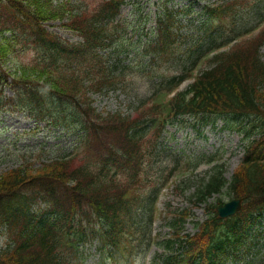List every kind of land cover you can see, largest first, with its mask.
<instances>
[{
    "label": "trees",
    "instance_id": "obj_1",
    "mask_svg": "<svg viewBox=\"0 0 264 264\" xmlns=\"http://www.w3.org/2000/svg\"><path fill=\"white\" fill-rule=\"evenodd\" d=\"M75 2L0 0L4 38L0 55L23 54L14 71L0 65V94L4 85L15 92L6 98L0 95V107L13 103L14 108H27L36 119H44L56 115L50 107L55 102L57 114L80 131L76 130L78 142L65 155L0 174V227L6 223L8 236V245L0 249V264H71L78 256L74 243L95 237L100 254L111 256L119 253L124 234L130 236L129 245L137 241L136 248L149 244L152 237L145 231L152 221L154 195L151 204L144 198L140 204L138 195L149 174L159 169L158 139L164 125L184 115L200 125H213V117L226 116L238 122L236 128L247 140L230 178L222 163L213 162V155L184 159V166L192 168L212 162L201 176L182 178L174 186L182 194L192 188L188 197L194 205L204 204L206 216L195 221L192 234H181L189 208L170 210L173 215L167 224L172 233L157 239L163 252L156 253L152 263L225 264L231 259L235 264L256 223L258 228L264 225V61L259 53L264 43V0H229L206 7L208 19L236 10V3L256 9L257 22L243 33L256 31L225 49L219 48L235 37L222 42L216 39L219 33L210 34L203 49L190 52L179 75L157 79L152 92L138 99L132 115L97 111L89 94L123 82L125 64L110 61L108 53L100 50L117 46V30L122 26L114 17L125 0ZM55 20L81 40L70 41L47 29L45 23ZM157 21V40L145 50L162 58L173 41L172 31L170 21ZM203 55L205 66L192 73ZM185 78L192 80L167 96ZM223 196L241 197V209L219 216L216 205ZM33 202L45 205L32 210ZM117 256L125 261L123 254Z\"/></svg>",
    "mask_w": 264,
    "mask_h": 264
},
{
    "label": "rangeland",
    "instance_id": "obj_2",
    "mask_svg": "<svg viewBox=\"0 0 264 264\" xmlns=\"http://www.w3.org/2000/svg\"><path fill=\"white\" fill-rule=\"evenodd\" d=\"M71 1L76 4L77 0ZM226 1L229 0H126L120 7V13L115 20L122 26L117 30L119 34L116 41L117 46L113 44L115 46L113 50L110 48L103 50H108L110 61L130 63V66L125 69L123 82L118 83L116 87L98 92L90 91L92 104L102 113L120 111L132 115L138 99L149 95L152 87L161 77H172L182 72L183 65H188L190 52L196 50L195 47L199 45L196 43H201V39L208 40L210 34L221 30L217 41H224L227 37L243 33V29L255 23L257 10L239 3L233 5L236 10H227L222 14V18L208 19L210 21L208 22L204 7L223 5ZM163 17L166 21H170L173 41L165 47L168 51L165 56L157 58L153 52L145 51V47L155 41L157 20ZM45 25L47 29L63 38L73 41L80 38L76 33L62 26L60 20L49 21ZM5 34L10 36L8 32ZM2 41L4 38L0 34V44ZM259 53L264 60V43ZM22 56V53L16 52L0 55V65L8 71H14ZM204 60L205 57L200 58L197 70L205 66ZM189 81H184L181 86H185ZM4 86L0 95L3 98L14 96L15 92L12 87ZM48 102L50 104L49 99ZM50 105L57 114V104ZM15 106L10 103L0 107V174L17 166L37 167L71 150L76 141V134L71 132L73 128L68 120L65 121L60 114L45 116L43 120H37L29 109L20 106L14 108ZM192 120V116L185 115L183 119L167 123L158 139L161 151L158 154L159 169L157 173H150L154 179L155 189L157 190V186L165 181V175L173 177L172 179L166 177V187L162 191L160 189L156 195L157 207H155L151 230L152 234L156 233L157 236H167L171 232L165 223L170 215L168 208H190L189 210L192 211L184 220L182 233H193L196 230L195 221H201L205 217L204 205H194L188 197V192L192 188L184 194L180 189L174 188L175 183L182 178L201 176L210 165L202 161L194 168L185 167L186 156L195 158L203 155L204 159H207L208 156L213 155L217 158V162L223 164L226 177H230L244 151L247 139L243 138V131L236 128L239 126L236 120L223 115L213 117V125L210 123L200 125ZM174 166L175 168L168 173ZM227 199V196L222 197V200ZM44 205L43 202H33L31 209L36 210ZM128 237H130L129 234L122 236L124 241L121 242V252L119 251L126 257L125 261L124 258H117L119 255L117 252L109 258L105 252V259H100L97 250L98 242L91 240L85 241L86 243L76 249L78 256L72 258L71 264H101L102 261H104L103 264H149L157 252L163 251L155 243H152L148 249H144V243L136 248L137 241L130 246L127 243ZM260 244H262L260 250L256 252V247ZM7 245V236L1 232L0 249ZM66 251L69 254L72 252L71 249H66ZM247 253L248 258H252L246 263L238 262V264H263V239H259V243L252 245Z\"/></svg>",
    "mask_w": 264,
    "mask_h": 264
},
{
    "label": "water",
    "instance_id": "obj_3",
    "mask_svg": "<svg viewBox=\"0 0 264 264\" xmlns=\"http://www.w3.org/2000/svg\"><path fill=\"white\" fill-rule=\"evenodd\" d=\"M241 206V199L234 198L229 201H226L224 204L219 205L217 207V211L221 216H225L227 214L233 213Z\"/></svg>",
    "mask_w": 264,
    "mask_h": 264
}]
</instances>
